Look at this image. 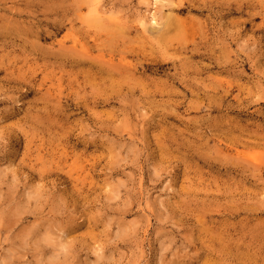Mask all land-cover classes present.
Wrapping results in <instances>:
<instances>
[{"label":"rangeland","instance_id":"rangeland-1","mask_svg":"<svg viewBox=\"0 0 264 264\" xmlns=\"http://www.w3.org/2000/svg\"><path fill=\"white\" fill-rule=\"evenodd\" d=\"M0 264H264V0H0Z\"/></svg>","mask_w":264,"mask_h":264}]
</instances>
